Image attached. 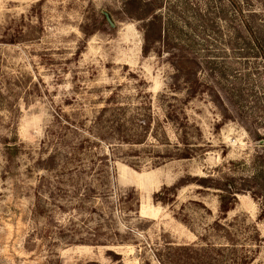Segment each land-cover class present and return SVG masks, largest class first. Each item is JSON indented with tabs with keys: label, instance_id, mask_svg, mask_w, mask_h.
<instances>
[{
	"label": "rangeland",
	"instance_id": "obj_1",
	"mask_svg": "<svg viewBox=\"0 0 264 264\" xmlns=\"http://www.w3.org/2000/svg\"><path fill=\"white\" fill-rule=\"evenodd\" d=\"M141 2L0 0V264H264V0Z\"/></svg>",
	"mask_w": 264,
	"mask_h": 264
},
{
	"label": "trees",
	"instance_id": "obj_2",
	"mask_svg": "<svg viewBox=\"0 0 264 264\" xmlns=\"http://www.w3.org/2000/svg\"><path fill=\"white\" fill-rule=\"evenodd\" d=\"M138 3L142 4L141 0H125V3H124L125 10H128V8L130 6H132L134 4H138ZM144 4H145V7H149L151 5L150 3H144ZM127 14H128V11H127ZM130 14L132 15V13H129V15ZM146 16H148V15L141 16L140 20H144V18ZM137 18H139V17H137ZM145 32H146V35L148 36V30L147 29L145 30ZM254 179H256V178H254ZM237 191L238 190L234 186H230L228 193L234 195V194H236ZM261 191L264 192V186H262ZM226 201H227L226 198L222 197V200H221L222 207H221V209H222V212L224 214L228 213L230 211V209H231V206H230L231 204L227 203ZM202 264H206V263L203 262Z\"/></svg>",
	"mask_w": 264,
	"mask_h": 264
},
{
	"label": "water",
	"instance_id": "obj_3",
	"mask_svg": "<svg viewBox=\"0 0 264 264\" xmlns=\"http://www.w3.org/2000/svg\"><path fill=\"white\" fill-rule=\"evenodd\" d=\"M105 17H106L108 23L110 24V26L115 27V24H114L113 20L111 19L110 15L108 13H105Z\"/></svg>",
	"mask_w": 264,
	"mask_h": 264
}]
</instances>
